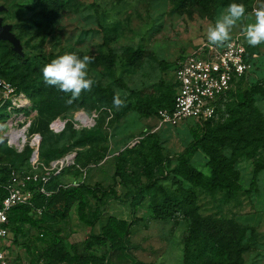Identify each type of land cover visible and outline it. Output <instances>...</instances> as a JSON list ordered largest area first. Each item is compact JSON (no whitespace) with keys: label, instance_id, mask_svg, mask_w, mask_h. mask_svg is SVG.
<instances>
[{"label":"rangeland","instance_id":"obj_1","mask_svg":"<svg viewBox=\"0 0 264 264\" xmlns=\"http://www.w3.org/2000/svg\"><path fill=\"white\" fill-rule=\"evenodd\" d=\"M230 2L0 0L6 7L0 16L12 25L23 51L19 56L0 41V164L44 172L52 161L72 154L74 163L51 176L63 185L82 182L86 189L120 198L106 201L105 214L130 222L125 253L134 262L264 264V96L258 93L264 92V44L251 47L243 37L251 63L245 82L256 87L243 103L220 105L206 126L213 134L206 147L230 162L232 197L210 184V158L189 133L194 122L156 130L155 111L172 97L171 66L207 40L208 26ZM236 2L246 6L248 16L231 38L264 8V0ZM69 52L94 57L88 69L93 89L72 104L70 94L46 85L42 75L44 65ZM117 94H126V107L119 111L112 104ZM20 98L27 101L23 108L16 105ZM19 115L15 122L27 129V139L20 142L24 134L18 135L8 144L5 122ZM192 169L196 180L189 178ZM138 184L145 188L132 212L129 198ZM161 192L182 200L187 217L156 218ZM94 208L88 195V219ZM71 227L68 246L96 233L99 223L90 228L73 215ZM33 229L39 239L40 231ZM203 243L205 253L189 259L188 251Z\"/></svg>","mask_w":264,"mask_h":264},{"label":"trees","instance_id":"obj_2","mask_svg":"<svg viewBox=\"0 0 264 264\" xmlns=\"http://www.w3.org/2000/svg\"><path fill=\"white\" fill-rule=\"evenodd\" d=\"M39 2L41 0H35ZM194 3H208V1L216 2L217 0H191ZM223 2L227 0H222ZM246 59L247 54H246ZM176 61L171 66L174 69ZM169 81L171 86V100L161 108H171L174 95V85L172 78ZM256 84L247 83L243 80L237 84L234 90L227 92L219 97L215 103L214 114L211 118L202 122H194L193 129L189 131L197 146L206 149V153L210 158L211 172L209 182L212 186L225 190L228 197L233 196L231 183L229 182L226 172L229 170V160L220 152L207 148L206 144L213 138V134L206 128L207 124L214 117L216 110L222 104L230 102L246 101ZM258 93L264 96V92L259 89ZM128 109V108H126ZM155 111V116L157 110ZM152 133L142 136L140 140L145 139ZM137 141L136 143H138ZM135 143V144H136ZM9 166L0 165V198L5 194L3 182L6 179V172ZM198 173L193 169L189 172V178L196 180ZM77 185H68L63 187L61 183L55 182L53 175L45 185V190L50 194L45 196L40 193L37 188H33V207L21 205L12 208L8 214L10 223V231L19 232L20 226L28 224L31 227L37 228L40 231L39 238L44 245L38 253L36 264H141L134 262L126 255L128 228L130 222L117 218L114 215L105 214L104 205L110 199H120L115 196L114 192H106L101 188H85L82 182H73ZM142 184H138L136 192L129 198L130 207L133 208L140 203V195L144 190ZM164 197L163 201L154 209L155 217L161 220H177L181 217H187L188 209L182 200L169 198L165 192H161ZM90 195L95 201V208L91 213V218H87V196ZM43 208L40 218H35L37 215L32 209ZM35 215V216H33ZM75 215L77 222H83L90 228L99 223L96 233H89V236L81 243L69 244L66 239L73 233L71 227L72 216ZM50 219L55 220V223L47 222ZM94 247H104L105 251L101 254L92 252ZM206 251V245L203 243L191 248L188 251V258H199Z\"/></svg>","mask_w":264,"mask_h":264},{"label":"built area","instance_id":"obj_3","mask_svg":"<svg viewBox=\"0 0 264 264\" xmlns=\"http://www.w3.org/2000/svg\"><path fill=\"white\" fill-rule=\"evenodd\" d=\"M250 68L251 63L246 59V49L241 33L234 35L231 41L222 47L210 46L207 40L199 42L190 52L180 56L176 60L174 69L171 70L174 85L173 102L171 108L157 110L156 130L187 121L208 120L214 114L215 103L219 97L234 90L240 80L245 81ZM5 98L7 97L5 96ZM26 103V100L20 98L16 105L23 108ZM21 117L22 115L16 118L13 116L5 122L4 136L7 143L6 132L10 126H14L18 130L25 128H18L15 122V119ZM152 132L154 131L150 133ZM140 138H136L134 143ZM33 157L35 158L36 155L33 154ZM73 163V155L68 154L52 161L49 168H44V172L36 170L19 172L9 167L6 179L2 184L5 194L0 198V264H9V258L3 246L11 235L8 219L10 210L21 205L33 207L34 187L40 193L48 196L50 193L45 190V185L50 179V171L60 170ZM68 185H77V183L62 186ZM42 209L41 207L32 210L39 216Z\"/></svg>","mask_w":264,"mask_h":264},{"label":"clouds","instance_id":"obj_4","mask_svg":"<svg viewBox=\"0 0 264 264\" xmlns=\"http://www.w3.org/2000/svg\"><path fill=\"white\" fill-rule=\"evenodd\" d=\"M254 15V21L244 24L242 28V35L251 47L264 44V8H258ZM247 16L246 6L231 0L221 9L215 22L208 26L206 33L208 44L222 47L230 42L233 29L241 25ZM93 60L92 56H80L74 52L60 55L43 66V81L48 86L70 94L67 103L72 104L79 100L82 93L93 89L95 81L89 77L88 72ZM112 104L117 111L126 107V94L125 98H121L119 94L115 95Z\"/></svg>","mask_w":264,"mask_h":264},{"label":"crops","instance_id":"obj_5","mask_svg":"<svg viewBox=\"0 0 264 264\" xmlns=\"http://www.w3.org/2000/svg\"><path fill=\"white\" fill-rule=\"evenodd\" d=\"M35 218L40 217L37 216ZM33 228L28 224H23L20 226V230L17 233H14L11 229V235L4 242L3 246L9 258V264H36L38 253L44 243L40 238L38 239L32 235L31 231H34ZM37 235L39 237L40 233ZM18 248L25 252L18 250ZM103 252H96V254L99 255Z\"/></svg>","mask_w":264,"mask_h":264},{"label":"water","instance_id":"obj_6","mask_svg":"<svg viewBox=\"0 0 264 264\" xmlns=\"http://www.w3.org/2000/svg\"><path fill=\"white\" fill-rule=\"evenodd\" d=\"M6 7L0 4V13L5 11ZM0 41H5L10 44L11 50H13L19 56H23L22 45L19 38L12 32V25L4 23L0 16Z\"/></svg>","mask_w":264,"mask_h":264},{"label":"bare ground","instance_id":"obj_7","mask_svg":"<svg viewBox=\"0 0 264 264\" xmlns=\"http://www.w3.org/2000/svg\"><path fill=\"white\" fill-rule=\"evenodd\" d=\"M26 128H22L21 130H18V129H16L14 126H10L9 127V129H8V131L6 132V136H8V143L9 144H13V143H11V139L13 138V137H16V136H18V135H22V134H24V136H23V138L21 139V141L20 142H23V141H25L26 139H27V133H26Z\"/></svg>","mask_w":264,"mask_h":264}]
</instances>
